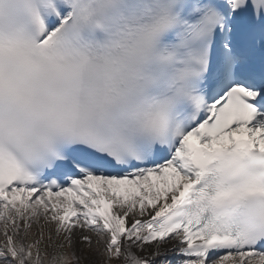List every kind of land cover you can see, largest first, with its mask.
Instances as JSON below:
<instances>
[{"label": "snow or ice", "instance_id": "snow-or-ice-1", "mask_svg": "<svg viewBox=\"0 0 264 264\" xmlns=\"http://www.w3.org/2000/svg\"><path fill=\"white\" fill-rule=\"evenodd\" d=\"M264 264V0H0V264Z\"/></svg>", "mask_w": 264, "mask_h": 264}, {"label": "rangeland", "instance_id": "rangeland-1", "mask_svg": "<svg viewBox=\"0 0 264 264\" xmlns=\"http://www.w3.org/2000/svg\"><path fill=\"white\" fill-rule=\"evenodd\" d=\"M84 264H88V261H85Z\"/></svg>", "mask_w": 264, "mask_h": 264}]
</instances>
